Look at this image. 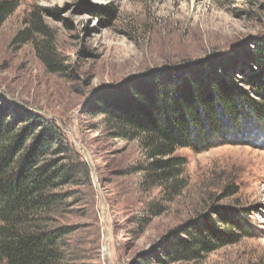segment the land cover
Wrapping results in <instances>:
<instances>
[{
  "label": "rangeland",
  "instance_id": "rangeland-1",
  "mask_svg": "<svg viewBox=\"0 0 264 264\" xmlns=\"http://www.w3.org/2000/svg\"><path fill=\"white\" fill-rule=\"evenodd\" d=\"M18 1L0 28V107L35 113L62 131L64 153L51 158L75 165L57 190L67 196L59 223L73 231L69 260L264 264V133L232 136L201 153L178 150L184 174L174 188L148 170L152 161L137 142L95 115L106 91L121 90L127 101L136 97L134 81L153 69L224 54L237 59L235 76L250 92L246 53L264 35V0ZM34 13L54 39L37 29ZM50 39L56 62L44 56ZM188 227L211 233L214 243L222 233L240 239L199 257L169 258L191 240Z\"/></svg>",
  "mask_w": 264,
  "mask_h": 264
},
{
  "label": "trees",
  "instance_id": "trees-1",
  "mask_svg": "<svg viewBox=\"0 0 264 264\" xmlns=\"http://www.w3.org/2000/svg\"><path fill=\"white\" fill-rule=\"evenodd\" d=\"M19 6L18 0L0 2V28ZM34 21L40 32L51 36L36 13ZM51 39L43 46L44 56L56 62ZM247 50L250 73L244 82L250 92L235 76L237 59L224 54L208 62L153 69L134 81L130 89L136 97L127 101L119 99L121 90L106 91L95 115L122 140L137 142L152 161L148 170L161 185L172 181L176 188L185 164L174 157L178 150L201 153L228 144L232 136L264 133V35ZM64 145L56 123L1 104L0 264H75L66 243L73 231L58 220L67 196L57 191L69 184L75 165L67 158H51L64 153ZM190 227L184 232L191 240L169 251V258L199 257L200 250L211 253L240 239L233 232L222 233L214 243L211 233L205 236Z\"/></svg>",
  "mask_w": 264,
  "mask_h": 264
}]
</instances>
